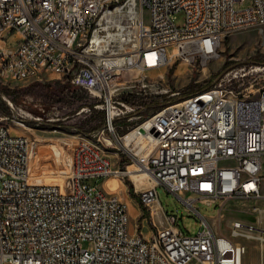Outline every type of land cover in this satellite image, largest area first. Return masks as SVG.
<instances>
[{
    "label": "built area",
    "instance_id": "1",
    "mask_svg": "<svg viewBox=\"0 0 264 264\" xmlns=\"http://www.w3.org/2000/svg\"><path fill=\"white\" fill-rule=\"evenodd\" d=\"M251 26H264V0H0V82L60 74L104 115L98 131L80 133L62 182L35 181L39 140L0 124V264H243L240 236L257 238L264 264V203L257 224L233 221L231 236L202 215L204 227L185 233L161 207L145 236L138 224L129 232L117 194L86 182L124 178L135 164L153 182L138 192L145 216L161 206L158 185L196 212L197 200H264V64L231 68L158 109L135 101L147 84L130 77L176 61L202 71L227 35ZM106 130L122 167L100 144Z\"/></svg>",
    "mask_w": 264,
    "mask_h": 264
},
{
    "label": "rangeland",
    "instance_id": "2",
    "mask_svg": "<svg viewBox=\"0 0 264 264\" xmlns=\"http://www.w3.org/2000/svg\"><path fill=\"white\" fill-rule=\"evenodd\" d=\"M145 16L147 19V12ZM255 63L264 64V26L262 29L255 26L241 28L227 35L220 48V56L210 61L202 71L196 67L192 70L184 61H176L171 67L161 70L132 71V79L143 77L147 84V87L137 89L140 93L136 95L135 101L151 105L155 95L168 94L164 92L165 89L167 92L179 91L177 98H181L192 90L213 84L231 68ZM178 69L182 71L179 72ZM244 81L247 84V80ZM233 85L238 86L235 81H232L231 86ZM96 103L95 96L72 85L68 78L56 73H43L36 78L11 81L7 84L0 82V124L6 125L13 134L39 140L40 154L31 168V176L35 181L62 182L80 133L100 121L101 109L95 106ZM5 106L10 108V113L5 111ZM160 107L154 106L153 109ZM100 137V144L112 161L118 157L120 162L125 163L121 145L116 140L113 141L116 147L109 143V132L106 130ZM85 138L93 142V137ZM53 146L59 151L58 158ZM114 150H118V155H115ZM133 167L136 168L135 165ZM113 178L115 177H107L105 181V177H89L86 182L90 186L109 188L117 194L127 206L129 232L134 233L138 224L143 235L149 236L151 230H155L154 221L158 226L161 225L159 215L153 212L155 218L145 221L144 207L137 194L131 195L129 191L130 186L126 180L130 175L120 179ZM152 183L151 180L147 181L138 189L149 187ZM156 190L163 211L176 215L179 226L189 234H195L204 227L200 216L202 215L216 234L231 236L233 221L256 225L257 207L264 203V200L254 202L241 198L210 204L197 200L196 212L163 185H158ZM127 194L134 200H130ZM163 219L162 216L161 221ZM234 239L246 246L243 264H261L260 242L257 238L240 236Z\"/></svg>",
    "mask_w": 264,
    "mask_h": 264
},
{
    "label": "trees",
    "instance_id": "3",
    "mask_svg": "<svg viewBox=\"0 0 264 264\" xmlns=\"http://www.w3.org/2000/svg\"><path fill=\"white\" fill-rule=\"evenodd\" d=\"M210 85H212V84H209L208 86H205L203 88H197L196 90H192L188 95H190V94H192L194 92L200 91L202 89H205V88L209 87ZM154 97L155 98L153 99V102H151L152 108H154V106H163L164 104H166L168 102H171V101H174V100L178 99L176 97H171L168 94H159V95H155ZM161 98H162V100H160ZM144 104H146V103H144ZM5 111L7 113H10V108L8 106H5ZM100 116H101V118H100L99 123H97V124H95L93 126H90L89 128L83 130L82 132L85 133V134H91L93 132L98 131L102 127V125L104 123V115H103V111L102 110H101ZM126 181H127V184H129V186H130V189H129L130 194L131 195H135L133 181L130 178H128Z\"/></svg>",
    "mask_w": 264,
    "mask_h": 264
},
{
    "label": "bare ground",
    "instance_id": "4",
    "mask_svg": "<svg viewBox=\"0 0 264 264\" xmlns=\"http://www.w3.org/2000/svg\"><path fill=\"white\" fill-rule=\"evenodd\" d=\"M179 72L182 71V69H178ZM177 71V73H179ZM134 136V131H131L127 137H124L123 140L125 143L128 144L129 140ZM85 144H93V142L87 138H85ZM55 146V145H54ZM54 151H55V154H56V157L58 158L59 157V151L56 147H54ZM135 164H129L127 169L128 171L130 172L129 175H130V178L131 180L134 182L136 188H139L141 187L144 183H146L147 181L150 182V179H149V176L146 172L144 171H138L137 169V166L136 168H134ZM155 213V211H153Z\"/></svg>",
    "mask_w": 264,
    "mask_h": 264
},
{
    "label": "crops",
    "instance_id": "5",
    "mask_svg": "<svg viewBox=\"0 0 264 264\" xmlns=\"http://www.w3.org/2000/svg\"><path fill=\"white\" fill-rule=\"evenodd\" d=\"M115 151V155H118L117 154V152H118V150H114ZM107 152V151H106ZM117 157V156H116ZM113 163L115 164V165H119V166H123L124 165V161H123V163H122V161L120 162V158H116L114 161H113ZM106 178L107 177H105V181H106ZM113 179H117V178H113ZM141 189H143V188H140V189H138V188H136V186L134 187V191H135V193L137 194V196H138V192L141 190ZM107 194H114V192L111 190V189H109V188H106V189H103ZM127 196L129 197V199L130 200H134V198L133 197H131L129 194H127ZM163 209V208H162ZM153 211H155V213H157L156 215H159V219H160V221H161V217H162V210H161V206H159L157 203L156 204H154L153 206H152V214H150L149 215V217L148 216H145V218H144V220L146 221L147 219L148 220H153V218H155V216H154V214H153Z\"/></svg>",
    "mask_w": 264,
    "mask_h": 264
}]
</instances>
